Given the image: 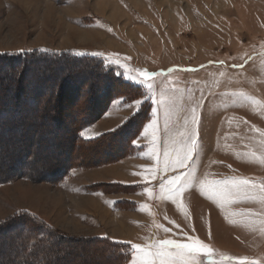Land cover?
Segmentation results:
<instances>
[{
	"label": "rangeland",
	"instance_id": "374dc122",
	"mask_svg": "<svg viewBox=\"0 0 264 264\" xmlns=\"http://www.w3.org/2000/svg\"><path fill=\"white\" fill-rule=\"evenodd\" d=\"M35 49L101 53L140 88L141 96L130 100L118 90L82 138L116 129L144 103L145 118L122 137L134 145L131 152L119 150L112 137L101 145L63 137L52 144L58 138L52 130L0 131L2 151L20 146L27 156L19 150L20 162L6 168L20 163L33 172L54 164L61 178L0 172V264H27L18 248L19 223L40 222L23 210L47 221L58 240L56 250L43 244L38 256L48 260L41 263L87 264V247L78 239L123 237L147 246L197 237L212 255L201 253L196 264H264V0H0V54ZM142 71L155 75L142 83ZM190 137L196 146L186 166L165 170L166 159L172 165L184 155ZM179 173L184 191L174 200L160 184ZM233 178L250 184L224 200L200 189L202 180ZM138 255L133 248L127 264Z\"/></svg>",
	"mask_w": 264,
	"mask_h": 264
},
{
	"label": "trees",
	"instance_id": "16d2710c",
	"mask_svg": "<svg viewBox=\"0 0 264 264\" xmlns=\"http://www.w3.org/2000/svg\"><path fill=\"white\" fill-rule=\"evenodd\" d=\"M136 88L139 92L138 90L133 92ZM118 90L122 92H119L117 96L127 100L141 96L138 85L124 80L116 69L98 55L45 49H35L18 54H0V131L2 132L3 129L4 134L8 131H17L21 134L30 132L35 135L55 131L58 138L52 137L53 139L50 140L52 144H58L59 138L63 137L62 140H68L71 144L76 141L101 145L106 139L112 137L119 139V150L124 151V148L128 147V151L131 152L135 148L134 145L127 143L122 137L131 134V126H135L140 116L145 118L144 104L146 103L142 104L143 106L141 105L138 111L116 129L90 139L82 138L80 133L83 128L104 113ZM126 90L129 92H124ZM78 102L80 104L76 106ZM74 110H76V115ZM46 126H48L47 129ZM138 132L139 130L136 135ZM12 142L15 144L17 141ZM1 145H4L2 141L0 142V172L5 169L10 172L17 171L16 173L20 176L25 170L29 171V168H22L20 163L18 169H11L13 166L6 168L7 163L20 162L21 152L19 150L23 152L22 156L20 155L23 160L27 156H25V149H20V146L9 154L1 150ZM53 165L46 164L41 166L42 168L29 172L40 175L42 180L52 181L59 178L57 171L52 168ZM21 168L24 170L19 172ZM21 215L31 216L40 222L38 227L23 221L19 223V229L23 232L18 235L20 236L18 240L22 239L18 247L20 254L23 255H20L22 260L26 256L24 263L30 264L31 260L28 261V257H37L34 264H48V261L41 263L48 258L38 256V252L44 249V245L52 250L57 249L56 246L59 244H56L58 240L55 239L56 235L52 231L54 229L47 221L34 213L23 210ZM28 235L33 236L32 243L31 241L26 242L27 240L23 242V238H27ZM74 241L73 238L67 239L70 244ZM78 241L84 245L83 248L87 247L86 251L90 256L87 264H95L91 262L92 258L103 259V264H127L133 255V248L127 241L107 237H95L93 240L78 239ZM79 253L84 255L80 251ZM47 254L49 255V252Z\"/></svg>",
	"mask_w": 264,
	"mask_h": 264
},
{
	"label": "snow or ice",
	"instance_id": "6c2138e0",
	"mask_svg": "<svg viewBox=\"0 0 264 264\" xmlns=\"http://www.w3.org/2000/svg\"><path fill=\"white\" fill-rule=\"evenodd\" d=\"M94 55L102 54L94 53ZM154 75V73L146 71L139 72V76L142 78L140 82L143 83L149 80ZM127 78L133 80L137 79L135 76H128ZM147 87L151 89L153 85L149 83L147 84ZM157 102L162 103L163 98H161V100ZM136 103L139 104L140 101L137 100ZM194 112L195 110L193 109V113ZM195 122L196 118L193 114V123ZM84 131L81 132V136H84ZM261 135L264 136V133H261ZM134 143L137 142L134 141ZM195 146L196 140L190 137V143L188 144L187 151L184 153V155L182 157H178L172 165H169L166 159L165 170H167L169 166L173 167V169L186 166L185 161L191 158ZM167 155L168 154L165 153L166 157ZM182 181H184L183 173L172 175L167 180V185L161 183L160 188L163 191L166 187L167 195L175 200L184 191V183H182ZM249 184L250 181L237 178H233L231 181H215L205 179L200 181V189L202 192H206L212 196H216L224 200L227 196L243 191L244 187L248 186ZM252 187L256 186L252 185ZM260 188L264 190V185H261ZM145 192H148L151 195V190L147 187L145 188ZM164 230L166 232L169 231V229ZM132 247L136 250L139 255L138 257H134L131 260V264H157V261L159 262V264H196V257L201 253L205 256L212 255V250L209 248V246L204 244L197 237H188V242H181L175 239H164L160 241H154L147 246H143L141 244H133ZM240 264H245V259H241Z\"/></svg>",
	"mask_w": 264,
	"mask_h": 264
},
{
	"label": "crops",
	"instance_id": "0c3cea01",
	"mask_svg": "<svg viewBox=\"0 0 264 264\" xmlns=\"http://www.w3.org/2000/svg\"><path fill=\"white\" fill-rule=\"evenodd\" d=\"M77 207H79V206H77ZM38 213V212H37ZM39 214V213H38ZM40 215V214H39ZM41 216V215H40ZM42 217V216H41ZM115 238V240H120V241H127L125 238H123V237H114ZM127 242H130V241H127ZM130 243H132V242H130Z\"/></svg>",
	"mask_w": 264,
	"mask_h": 264
}]
</instances>
